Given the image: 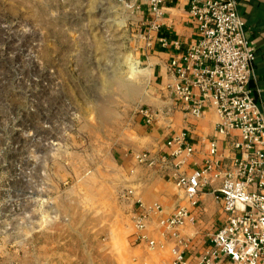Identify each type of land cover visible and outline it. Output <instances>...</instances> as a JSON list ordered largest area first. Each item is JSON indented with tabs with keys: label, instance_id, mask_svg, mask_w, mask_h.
<instances>
[{
	"label": "rangeland",
	"instance_id": "1",
	"mask_svg": "<svg viewBox=\"0 0 264 264\" xmlns=\"http://www.w3.org/2000/svg\"><path fill=\"white\" fill-rule=\"evenodd\" d=\"M149 10L0 0V264H103L77 238L101 213L103 141L148 94Z\"/></svg>",
	"mask_w": 264,
	"mask_h": 264
},
{
	"label": "crops",
	"instance_id": "2",
	"mask_svg": "<svg viewBox=\"0 0 264 264\" xmlns=\"http://www.w3.org/2000/svg\"><path fill=\"white\" fill-rule=\"evenodd\" d=\"M238 1V12L256 55L255 78L250 88L264 112V0ZM159 7L160 14L149 10L147 19L151 27L147 34L150 54L148 94L132 103L133 108L128 107V117L116 130L114 140L103 141L101 213L94 224L84 223V234L79 238L75 231L77 223L69 222L59 231L68 245L74 238L83 242L85 258L91 262L98 258V252L103 257V264H170L173 242L168 239L169 232L162 223L179 206L188 205L185 193L175 185L177 176L193 174L203 166L210 157L212 142L217 145L220 167L228 169L233 165L235 154L231 143L238 136L226 138L217 133L219 117L211 106L199 119L186 114L169 89L174 81L170 63L198 40L197 26L189 14L190 0H166ZM176 42L181 44V50L171 46ZM141 109L155 113V121L148 124ZM181 134H187L195 153L185 166L176 169L164 158H169L171 153L168 140ZM140 154H149L155 164H140L136 159ZM221 182L218 180L205 190L202 208L192 210V216L180 229L181 235L190 242L186 258L191 263L211 248L210 237L226 225L223 201L217 193ZM137 202L149 208L156 205L161 208L160 213L150 216L144 231L147 239L155 242L153 248L147 242L137 240L133 222L138 211Z\"/></svg>",
	"mask_w": 264,
	"mask_h": 264
},
{
	"label": "built area",
	"instance_id": "3",
	"mask_svg": "<svg viewBox=\"0 0 264 264\" xmlns=\"http://www.w3.org/2000/svg\"><path fill=\"white\" fill-rule=\"evenodd\" d=\"M166 0H151L152 12L160 14V4ZM238 0H190L189 14L197 26L198 40L175 56L169 69L174 81L169 86L176 103L193 118H201L211 106L219 121L216 131L234 138L232 167H220V155L215 142L211 143L209 159L193 174H179L175 185L185 193L187 206H179L162 223L173 242L170 264H264V112L256 103L250 88L255 78L256 55L240 17ZM165 45H167L165 43ZM177 50L182 46L173 43ZM140 113L151 124L156 114L148 109ZM171 161L176 169L187 164L195 153L187 134L167 142ZM140 164H155L149 154L136 156ZM222 180L218 195L227 216L226 225L210 237L211 248L195 263L186 258L190 242L180 233L192 216V210L202 208L207 188ZM131 194V193H130ZM133 222L137 240L155 247L144 234L148 220L161 208L137 202Z\"/></svg>",
	"mask_w": 264,
	"mask_h": 264
}]
</instances>
